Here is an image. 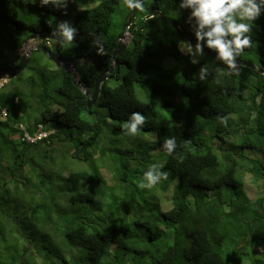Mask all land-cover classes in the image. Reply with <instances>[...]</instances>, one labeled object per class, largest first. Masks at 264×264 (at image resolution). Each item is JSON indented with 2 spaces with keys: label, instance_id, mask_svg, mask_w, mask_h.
<instances>
[{
  "label": "trees",
  "instance_id": "obj_1",
  "mask_svg": "<svg viewBox=\"0 0 264 264\" xmlns=\"http://www.w3.org/2000/svg\"><path fill=\"white\" fill-rule=\"evenodd\" d=\"M79 1L86 6L79 8ZM145 5L144 13H134L127 47L88 108L83 89L92 93L126 32L131 12L122 0H72L66 15L50 6L0 0V71L17 63L16 53L29 38L39 40L28 62L36 80L18 75L17 84L10 86L12 79L0 88V107L7 111L0 118V264H264V159L251 155L264 153V75L238 64V75L213 72L199 81L196 73L205 61L193 65L176 43L167 42L168 27L178 35L151 13V0ZM153 7L173 10L165 0ZM188 14L184 10L177 22L193 36ZM49 16L78 29L75 46L59 48L77 75L56 67L44 52ZM251 36L245 51L264 45V15ZM98 46L103 55H97ZM171 59L174 64L164 70ZM122 68L120 82L110 87ZM257 68L264 71V47ZM163 70L168 103L184 97V113L175 122L152 114L134 91L135 84L157 87ZM179 76L180 82L172 81ZM133 111L147 117L134 138L121 129ZM208 125L215 129L207 134ZM41 131L47 136L23 139L25 132ZM238 133L243 137L234 147L223 139ZM169 136L178 148L164 158L168 179L152 190L138 188L140 168ZM230 148L236 151L223 156V169L218 155ZM246 176L255 198L245 191ZM223 186L240 190L211 193Z\"/></svg>",
  "mask_w": 264,
  "mask_h": 264
},
{
  "label": "clouds",
  "instance_id": "obj_2",
  "mask_svg": "<svg viewBox=\"0 0 264 264\" xmlns=\"http://www.w3.org/2000/svg\"><path fill=\"white\" fill-rule=\"evenodd\" d=\"M23 2L39 7L50 6L54 10H62L63 14L66 15L68 4L72 0H23ZM165 3L175 5L176 0H165ZM122 4L129 12L144 13L146 11L145 0H122ZM182 10H187L189 13L186 23L190 25L195 44L188 40H178L177 50L181 54L187 55L191 64L197 65L206 54L205 49H207L215 54L214 59L216 61L227 68V71L221 72L219 68H213L211 64L205 62L196 73L198 80L205 81L213 72L217 74V77L220 75H238L240 71L238 57L253 44L252 28L253 24L264 15V0H179V4L173 9L177 19ZM149 18L155 17H146V19ZM45 23L51 30L47 43L49 47L55 48L56 45L64 48L75 46L74 42L78 35V29L69 20L56 22L50 18ZM126 34L130 40V34L127 31ZM30 39L36 40V38ZM32 49L35 50L36 46L29 50ZM103 54L104 48L98 46L97 55ZM75 74L76 71H74ZM8 81L5 76L1 78L0 88L6 85ZM215 82L220 83V80L216 78ZM2 84L4 85L1 86ZM226 122V118L221 120L222 124H226ZM146 123L147 117L144 113L133 111L122 123V133L134 138L143 130ZM161 147L168 156H174L178 148L175 136L165 138ZM164 168V163H152L143 172L137 187L152 190L162 181L167 180L169 173L164 171Z\"/></svg>",
  "mask_w": 264,
  "mask_h": 264
},
{
  "label": "rangeland",
  "instance_id": "obj_3",
  "mask_svg": "<svg viewBox=\"0 0 264 264\" xmlns=\"http://www.w3.org/2000/svg\"><path fill=\"white\" fill-rule=\"evenodd\" d=\"M177 5L178 4L173 5V9H175V7ZM83 6H86V5L79 1L78 7L79 8H83ZM183 13H184V10L181 11V14H180L179 17H183ZM164 14L167 17H170V18H172V19H174L176 21H179V18L178 19L176 18L175 13L173 12V10H170V11H168L167 14L166 13H164ZM50 18L53 19V20L55 19L54 16H49L48 19H50ZM181 22H183V20H181ZM178 40H184V39H182V38L176 36L175 34H173L172 31L170 30V28L168 27L167 42H169V43L174 42V43L177 44ZM37 43H38V40H32V39L29 38L26 41V44L24 45L22 50L23 51L24 50L27 51V49L29 50L30 48H34L37 45ZM28 44H29L30 47L27 46ZM74 45H75V42H74ZM71 47H74V46H71ZM263 47H264L263 44H261L259 42L255 43L250 50L244 51V53L240 57H238V61H241V62L250 61L252 64H255V65H257L259 67L260 66V57H261V53H262ZM69 48L70 47H68V49ZM21 51L19 50L16 54L20 55ZM185 56H187V55H185ZM200 61L208 62L209 64L212 65L213 68H219L221 71L227 70L225 65H223L220 62L216 61L214 58H208L206 54L204 55L203 58L200 59ZM174 62L175 61L173 59L168 60L167 61L168 64L166 65L164 70L167 71L169 69V66H172V64H174ZM30 66H31V64H29L28 67L26 69H24V71L20 75L24 79L27 76L28 78L31 77L34 80H36L37 75L34 74L35 71L32 70L30 68ZM164 70L162 71V76L158 79L160 84L157 85V87H153V86H150L148 84H143V85L135 84L134 85V91H135L136 97L139 100L145 101V102H147L148 104L151 105L152 114H156V116L159 117V118H161V117L169 118L173 122H175L184 113V97L179 98V100L175 101L174 103L173 102L168 103V99L171 96H170L169 93H167V88H166L167 81L165 80V76H166L167 72L164 71ZM123 73H124V68H122L120 70L119 79L118 80L117 79H109L108 85L110 87L116 86L120 82ZM172 81L180 82L181 81V76L174 77L172 79ZM58 83H59V81L55 80L51 85L52 86L58 85ZM15 84H17V79L14 78L13 81L10 82V86L15 85ZM27 87H28V85H27ZM51 94L55 98H60L61 97L60 94L58 92L56 93L54 90L51 91ZM231 119H234V118L232 117L229 120H231ZM214 129H215V125H208V126L203 128V131L208 134V132L212 133V131ZM60 130L65 131V127L63 125H61L60 126ZM147 137H149V136H147ZM242 137H243V135L241 133H238L236 139H233V138L229 139L228 136H224L223 139H224V141H226V143L228 142V145L232 144V146L234 147L236 142H239L242 139ZM234 151H236V150L230 148L229 151L226 152V153L219 152L218 157L220 159L221 167L223 169L226 168V164L223 161L224 157H229V158L232 157V154H233ZM242 152H243V155L245 157H246L247 154H249L247 152V150H243ZM249 152H250V150H249ZM253 153H254V155H257L258 159H264V153H261V152H259L257 150L256 151L254 150L253 152H251V155H253ZM165 155H166V152L162 148L158 147L157 151H155L153 153V155L150 154L149 164L148 165H143V168H140L142 170V172L141 173L139 172L138 175H143V172L146 171L147 168L152 163H156V162L164 163ZM102 172H103V175H106V176L110 175L106 168H102ZM235 175H236V178H239V176H238L239 174L237 172H236ZM244 188H245V191L248 193V195L251 198H255L257 190L254 187V185L251 184V182L249 180V177H247V176L244 177ZM239 190H240V187H238V186H223V187H221V188H219L217 190L211 191V193H223L224 191H227L228 192L227 196H230L232 193H237ZM164 193L165 194L160 195V197H162V200L164 199V201L166 202L167 198L165 196L167 194H166V192H164ZM167 201H168V199H167ZM162 206H164V205L162 204Z\"/></svg>",
  "mask_w": 264,
  "mask_h": 264
},
{
  "label": "water",
  "instance_id": "obj_4",
  "mask_svg": "<svg viewBox=\"0 0 264 264\" xmlns=\"http://www.w3.org/2000/svg\"><path fill=\"white\" fill-rule=\"evenodd\" d=\"M152 1V5H150V11L151 13L157 15L162 21L166 22L167 24H169L174 31L176 32V34L184 39V40H188L191 41L193 44H195V38L193 36H191L188 32H186L179 24L176 20L167 17L163 11H161L158 7H153V5L156 4V0H151ZM135 12H131L126 25H125V29L126 31L128 30L129 26L131 25L132 21H133V15ZM50 33H48L46 35L47 39H49L50 37ZM126 34V32H124L118 39V42L112 52V60H113V64L112 66L109 68V70L107 72L102 73L94 82V87H93V91L92 93H90V91L88 89H84L83 92L85 94L87 98V107L90 108L92 105H94L98 99V95L100 92V88H101V84L106 81V79L109 77V74L116 68L118 62H117V56L127 47L129 38L127 39V41L123 42L122 39L124 38V35ZM31 38H36V36H32ZM48 46V44H47ZM49 47V46H48ZM61 46L60 45H56L55 48H51L49 47V49L44 50L47 58L58 68H63L69 72H71L74 75V67L72 66V63L62 54L61 51H59V48ZM34 50V49H32ZM32 50L29 51H21V54L19 56V60L18 62L11 68H3L0 71V80L1 78H3L4 76L8 79V80H12L14 78H16L18 75H20L24 69L27 67L28 62H29V55L32 52ZM205 52L208 53L212 58H214V53L210 52L209 50L205 49ZM238 64L240 65H244V66H248L251 69H255V66L253 64L250 63H243L241 61H238ZM261 74L264 75V71H259ZM76 84L79 85V83L77 82V79L74 80ZM4 84H2L1 86H3ZM80 86V85H79ZM89 95H91V97L89 98Z\"/></svg>",
  "mask_w": 264,
  "mask_h": 264
},
{
  "label": "built area",
  "instance_id": "obj_5",
  "mask_svg": "<svg viewBox=\"0 0 264 264\" xmlns=\"http://www.w3.org/2000/svg\"><path fill=\"white\" fill-rule=\"evenodd\" d=\"M6 114H7L6 109L3 108V107H0V118H5ZM20 128L22 130H24V127L22 125L20 126ZM47 134H48L47 132L41 131V132L37 133L36 135L31 136V135H29L28 133L25 132L23 139H25L28 142H35L37 139H40L42 137L47 136Z\"/></svg>",
  "mask_w": 264,
  "mask_h": 264
},
{
  "label": "bare ground",
  "instance_id": "obj_6",
  "mask_svg": "<svg viewBox=\"0 0 264 264\" xmlns=\"http://www.w3.org/2000/svg\"><path fill=\"white\" fill-rule=\"evenodd\" d=\"M47 35V34H46ZM127 39H128V34H125L124 35V38L122 39V41L123 42H125V41H127ZM30 44V43H29ZM29 44L27 45V46H29ZM33 44V43H32ZM30 47V46H29ZM28 50V49H27ZM243 63H248V62H243ZM250 64H252V63H250ZM254 66H255V69H253V70H256V71H262V70H259L258 68H257V66L255 65V64H253ZM72 66H73V64H72ZM244 66V65H243ZM246 67H248V66H246ZM250 68V67H249ZM77 75V74H76ZM77 77V76H76ZM84 86V85H83ZM84 88V87H83ZM82 88V89H83ZM86 89V88H85ZM167 107V106H166Z\"/></svg>",
  "mask_w": 264,
  "mask_h": 264
}]
</instances>
